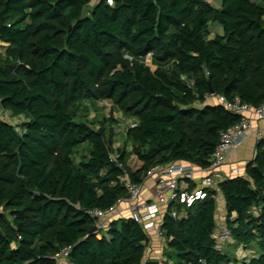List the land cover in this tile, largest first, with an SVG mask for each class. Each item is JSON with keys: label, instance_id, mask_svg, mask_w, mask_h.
Listing matches in <instances>:
<instances>
[{"label": "trees", "instance_id": "1", "mask_svg": "<svg viewBox=\"0 0 264 264\" xmlns=\"http://www.w3.org/2000/svg\"><path fill=\"white\" fill-rule=\"evenodd\" d=\"M0 46V264H57L66 246L68 264H145L141 224L118 217L98 237L87 210L124 197L122 175L208 167L240 116L206 96L264 102V0H0ZM100 101L110 113L89 118ZM218 189L164 215L167 264H264V139ZM217 192L235 246L256 256L217 248Z\"/></svg>", "mask_w": 264, "mask_h": 264}, {"label": "built area", "instance_id": "2", "mask_svg": "<svg viewBox=\"0 0 264 264\" xmlns=\"http://www.w3.org/2000/svg\"><path fill=\"white\" fill-rule=\"evenodd\" d=\"M1 49V46H0ZM207 99L214 98L223 107L232 113L240 116V121L220 133L219 141L211 156V164L206 168L196 167L191 163L171 162L165 165H155L146 174V179L155 177V186L151 199H142L143 183H135L129 180L126 175L119 178L120 183L126 189L127 194L119 198L116 203L107 209L92 208L87 213L95 219L96 235L101 237L113 219V212L121 204H126V212L134 221L141 224L143 229L150 236H154L161 242H166L162 220L166 213L176 217L178 204L191 206L195 201L204 199L210 191H218L220 182L223 180L219 168L225 164L227 154L239 146L246 138L248 132L253 131L259 140L264 139V131L261 128L253 129L250 114L253 113L258 119L264 118V102L259 106H253L244 102L236 96L229 100L222 94H212L206 96ZM103 101L98 102L102 103ZM9 120H14L9 114H5ZM128 126L133 124L132 119L125 120ZM123 123L116 129L120 134ZM119 137V136H118ZM116 147V144H114ZM118 152L110 155L111 160L121 166L118 161ZM236 172V169L234 170ZM199 175V176H197ZM145 179V180H146ZM217 192V198H218ZM121 211V210H119ZM218 228L214 231L216 246L219 250L224 248V243L232 239L230 230L226 226L225 218L219 215ZM71 246H66L55 254L57 264L61 259H67ZM198 264H218L207 263L200 260Z\"/></svg>", "mask_w": 264, "mask_h": 264}, {"label": "crops", "instance_id": "3", "mask_svg": "<svg viewBox=\"0 0 264 264\" xmlns=\"http://www.w3.org/2000/svg\"><path fill=\"white\" fill-rule=\"evenodd\" d=\"M217 29L219 28L217 27ZM207 102H209L210 104L217 103L216 99L214 98L208 99ZM250 117L252 119L253 129L261 128L264 131V118L258 119L253 113L250 114ZM122 138L125 139V136L123 135V137L122 136L119 137V140L121 141ZM119 140L117 139V141ZM120 141L119 143H121ZM258 142L259 139L255 135V133L253 131H250L248 132L244 141L227 154V160L225 164H223L219 168V172L222 175L223 179L238 175H245V167L255 157ZM235 169L236 172L234 171ZM154 186H155V177H150L146 179L143 182L141 198L147 200L151 199ZM126 207H127L126 204H121L116 210H114V212L112 213L113 219L127 216L128 214L126 212L127 209ZM219 215L222 218L226 217L225 201L221 192L218 193V198H217L216 228H218L217 223L219 220L218 219ZM231 244L234 245L235 242L232 239L227 240L224 243L223 249H230ZM165 251H166L165 242H161L154 236L153 232H150L149 242L146 247V253L143 262L145 264L147 262H157V264H167V260H166L167 257L165 255ZM245 251L247 252L248 249H245ZM256 255H257V251L255 250L253 251V254H245V256H243L242 258H249ZM59 263L68 264L65 259H61Z\"/></svg>", "mask_w": 264, "mask_h": 264}, {"label": "rangeland", "instance_id": "4", "mask_svg": "<svg viewBox=\"0 0 264 264\" xmlns=\"http://www.w3.org/2000/svg\"><path fill=\"white\" fill-rule=\"evenodd\" d=\"M211 2L214 4V5H217L218 4V0H211ZM218 26V25H217ZM219 28V27H218ZM215 30H217V28H213V33L215 32ZM218 32L221 33L222 32V29L219 28L218 29ZM147 62L149 63L150 62V56L147 57ZM104 105V106H102ZM105 107V109L103 108ZM91 112H90V115H89V118H93V116L97 115V116H102L103 114L105 115L106 114H109L110 113V105L108 103H105V102H102V103H99L98 106L96 108H93L91 106ZM83 114V113H82ZM85 114V113H84ZM83 114V115H84ZM114 115H118L117 112H115ZM82 116V115H81ZM122 117V116H121ZM8 119V118H7ZM126 119H123V121H121L123 124V129L125 127L128 126V123L126 124L125 122ZM11 121V120H10ZM12 122L16 123L18 122V118H15L14 120H12ZM121 137V136H120ZM123 137V136H122ZM118 140H119V137H118ZM120 141V140H119ZM119 141L116 142V146L117 148H121L122 146H124V141L125 139L122 138V140L120 141L121 143H119ZM126 143V142H125ZM127 145V148L130 149V144H126ZM129 164L131 166L132 169H135L137 167L140 166V162L139 160L135 157V156H132V158L130 159L129 161ZM227 253H229L230 255H232L233 257H238V258H242L243 256H245V254H253V251L256 250V247L255 246H251L248 251L246 252L245 251V248H243L242 246H235L231 244V248L230 249H224ZM167 252V249L166 251ZM167 256V254H166Z\"/></svg>", "mask_w": 264, "mask_h": 264}, {"label": "water", "instance_id": "5", "mask_svg": "<svg viewBox=\"0 0 264 264\" xmlns=\"http://www.w3.org/2000/svg\"><path fill=\"white\" fill-rule=\"evenodd\" d=\"M211 92L213 93V90H211ZM96 231V226L94 225L90 230L89 233H94ZM154 264H157V262H154Z\"/></svg>", "mask_w": 264, "mask_h": 264}]
</instances>
